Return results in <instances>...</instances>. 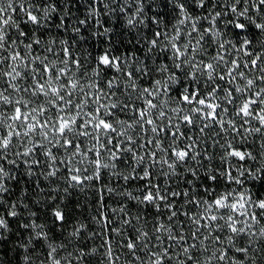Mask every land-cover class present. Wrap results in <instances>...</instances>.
<instances>
[{
  "label": "snow or ice",
  "instance_id": "6c2138e0",
  "mask_svg": "<svg viewBox=\"0 0 264 264\" xmlns=\"http://www.w3.org/2000/svg\"><path fill=\"white\" fill-rule=\"evenodd\" d=\"M9 244L17 264H264V0H0Z\"/></svg>",
  "mask_w": 264,
  "mask_h": 264
},
{
  "label": "trees",
  "instance_id": "16d2710c",
  "mask_svg": "<svg viewBox=\"0 0 264 264\" xmlns=\"http://www.w3.org/2000/svg\"><path fill=\"white\" fill-rule=\"evenodd\" d=\"M81 202H83V196L80 197ZM68 211L71 214V216H80L81 212H84L85 215H87V209H79L77 210L75 208V198L69 202L68 205ZM11 247V244L7 246H0V251H2L5 254V261L6 264H17V260L15 258V255L13 252L9 251V248Z\"/></svg>",
  "mask_w": 264,
  "mask_h": 264
}]
</instances>
